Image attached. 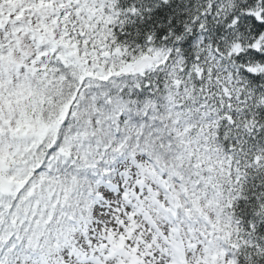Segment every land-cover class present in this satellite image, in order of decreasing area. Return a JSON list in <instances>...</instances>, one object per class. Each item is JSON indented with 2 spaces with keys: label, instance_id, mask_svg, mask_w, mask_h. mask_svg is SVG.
<instances>
[{
  "label": "snow or ice",
  "instance_id": "1",
  "mask_svg": "<svg viewBox=\"0 0 264 264\" xmlns=\"http://www.w3.org/2000/svg\"><path fill=\"white\" fill-rule=\"evenodd\" d=\"M0 264H264V0H0Z\"/></svg>",
  "mask_w": 264,
  "mask_h": 264
}]
</instances>
